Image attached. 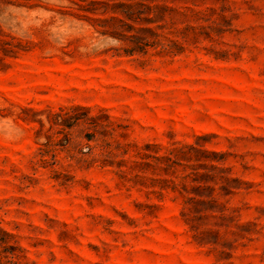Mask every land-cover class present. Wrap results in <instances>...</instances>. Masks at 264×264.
Returning a JSON list of instances; mask_svg holds the SVG:
<instances>
[{
	"label": "rangeland",
	"instance_id": "1",
	"mask_svg": "<svg viewBox=\"0 0 264 264\" xmlns=\"http://www.w3.org/2000/svg\"><path fill=\"white\" fill-rule=\"evenodd\" d=\"M0 264H264V0H0Z\"/></svg>",
	"mask_w": 264,
	"mask_h": 264
}]
</instances>
